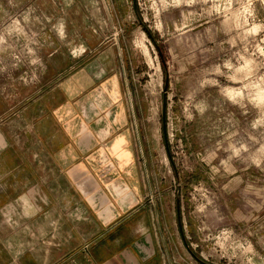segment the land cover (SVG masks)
<instances>
[{
  "label": "rangeland",
  "instance_id": "374dc122",
  "mask_svg": "<svg viewBox=\"0 0 264 264\" xmlns=\"http://www.w3.org/2000/svg\"><path fill=\"white\" fill-rule=\"evenodd\" d=\"M117 48L150 188L206 239L193 258L264 264V0H0V114L83 49ZM14 157L0 155V264H52L63 232Z\"/></svg>",
  "mask_w": 264,
  "mask_h": 264
},
{
  "label": "crops",
  "instance_id": "0c3cea01",
  "mask_svg": "<svg viewBox=\"0 0 264 264\" xmlns=\"http://www.w3.org/2000/svg\"><path fill=\"white\" fill-rule=\"evenodd\" d=\"M88 53L61 65L57 80L41 84L23 106L0 114V155L12 150L21 171L13 182L35 187L39 212L52 214L63 232L50 262L198 264L194 250L207 247L206 239L184 233L180 208L150 188L139 160L122 50L111 58ZM201 254L206 259L208 250Z\"/></svg>",
  "mask_w": 264,
  "mask_h": 264
},
{
  "label": "bare ground",
  "instance_id": "6f19581e",
  "mask_svg": "<svg viewBox=\"0 0 264 264\" xmlns=\"http://www.w3.org/2000/svg\"><path fill=\"white\" fill-rule=\"evenodd\" d=\"M257 95H258V99L262 100V102L264 103V101H263L264 100V93L263 92H258Z\"/></svg>",
  "mask_w": 264,
  "mask_h": 264
}]
</instances>
